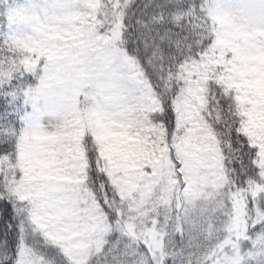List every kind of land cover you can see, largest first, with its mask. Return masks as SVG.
Here are the masks:
<instances>
[{
    "label": "snow or ice",
    "instance_id": "6c2138e0",
    "mask_svg": "<svg viewBox=\"0 0 264 264\" xmlns=\"http://www.w3.org/2000/svg\"><path fill=\"white\" fill-rule=\"evenodd\" d=\"M0 264H264V0H0Z\"/></svg>",
    "mask_w": 264,
    "mask_h": 264
}]
</instances>
